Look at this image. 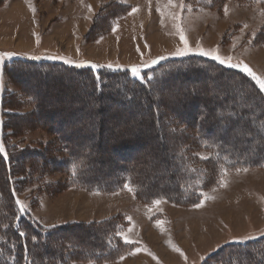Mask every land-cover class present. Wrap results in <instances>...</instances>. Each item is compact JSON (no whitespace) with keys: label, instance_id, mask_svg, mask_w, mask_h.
I'll use <instances>...</instances> for the list:
<instances>
[{"label":"rangeland","instance_id":"rangeland-1","mask_svg":"<svg viewBox=\"0 0 264 264\" xmlns=\"http://www.w3.org/2000/svg\"><path fill=\"white\" fill-rule=\"evenodd\" d=\"M133 8L137 11L132 12ZM181 30L193 49L183 56L199 54L195 51L198 47L215 50L232 63L243 61L264 78V0H0V188L4 193L7 190L6 159H10V173L14 172L11 176L16 175L13 181L23 174L31 176L20 179L14 191L26 215L43 231L68 228L60 236L80 242L62 264H202L230 243L264 237V163L260 161L264 147L257 150L254 145L245 163L231 159L230 155H242L238 148L247 138L243 132L256 127V122L237 113L242 121L215 129L227 139L226 155L219 159L226 163L223 165L215 157L219 145L214 141L204 144L195 134L182 137L183 124L163 125L162 139L153 137L152 128L139 119L145 118L144 107L130 112L108 99L100 103L103 109L97 116L102 122L98 128L83 130L84 136L87 131L96 134L93 143L97 145L90 155L99 162L81 169L92 180L91 185L78 184L71 177L74 167L63 162L67 153H54L60 144L58 132L81 122L76 108H83L88 116L95 107L86 101L91 95L83 89L88 83L83 76L87 75L71 68L64 71L62 66L40 67L38 62L91 66L102 76L121 69L126 76L138 77L131 74L130 66L151 64L160 57L163 61L181 57L173 55L184 47ZM144 69L140 68V75L153 76ZM195 73L174 83L164 82L167 77L157 78L153 96L160 98L162 114L178 111L187 123L201 110L202 98L195 95L200 87L227 93L237 87L232 82L213 81L216 72L208 67L199 66ZM183 89L194 90L184 107L177 98ZM5 96H9L8 103L3 105ZM121 111L129 116L122 118ZM7 116L11 118L3 128ZM223 121H219L222 126ZM123 130L130 131L134 138L129 141L135 144L114 151L112 135ZM84 136L75 134L70 143L81 148L87 141ZM107 136L109 140L102 146ZM183 146L190 147L187 154L183 152L185 158L180 155ZM169 152L175 154L173 160ZM255 157L261 159L255 161ZM114 161L130 168L142 165L146 177L139 180L130 174L136 186L129 191L124 181L116 183L112 173L104 170ZM166 167L172 169L177 188L161 178ZM77 175L74 171V177ZM96 181L99 186H94ZM181 186L185 192L179 191ZM157 199L160 203L154 205ZM202 200V206H194ZM103 227H107L108 255L94 256L88 248L97 237L96 230ZM23 230L25 227L19 228L21 236ZM117 233H123L132 246ZM27 238L28 247H35L30 244L34 238ZM30 248H20L16 264H45ZM112 248L115 251H110ZM30 251L32 260L24 258Z\"/></svg>","mask_w":264,"mask_h":264},{"label":"trees","instance_id":"trees-1","mask_svg":"<svg viewBox=\"0 0 264 264\" xmlns=\"http://www.w3.org/2000/svg\"><path fill=\"white\" fill-rule=\"evenodd\" d=\"M22 61L27 62L25 60ZM46 62H50V64H47ZM28 63H31V65H37V62L33 61H30ZM38 64L40 67L41 65H46L47 67L62 66L64 71L71 68L74 72L87 75L83 76L84 80L88 82L84 83L86 86L83 84V89H85L88 94H91L89 99L87 98L86 101H89L91 106L95 107V112H91V115L87 116L86 114L84 115L83 108H76V113L80 114L81 116V122L77 124L78 126L70 127V130H66L65 128L61 132H58L60 144L58 146L59 148H57L56 150L58 152H54L56 153V155L60 150V153H63V151L65 152V154L67 153V158L63 159V162L67 167H74L72 175H70L74 180L78 182V184L86 182L91 185L92 180L87 178L85 172L81 173V169L85 168V166L87 168H92V166L95 167L97 162H99L98 160L93 161L90 155L92 151L91 148H93L94 145H97V143H93L96 139V134L87 131L85 133L86 136H84L83 130L85 132L87 128H98L97 126H99L102 121L101 119H98L99 117L97 115L100 110L102 111L103 108L102 104L100 103L104 102L105 99L113 100L115 106L118 108H125L129 110L133 108L134 110H138L141 107H144L146 109L145 118L139 119L144 124L146 123L149 127L152 128L151 136L153 137H159L162 139L163 136L160 129L163 125L171 126L173 124H183V126L185 125V127L180 129L179 131L182 137L186 135L188 139L189 134H195L197 138L202 140L204 144H208V142L214 141V143L219 145V149L216 150L217 153L215 154L216 159H218V164L220 162L219 165L226 164L219 159H223L224 155H226L224 153V146L225 144H227V139L224 138L223 135L216 132L215 129L226 127L225 125L230 123L242 121V119H239L235 113L240 115L241 118L245 117V119L251 120L253 123L256 122V127L248 128L246 131H244L243 134H245L247 138L239 143L238 150L240 151V153H242V155L246 156L242 157L241 155L239 158H235L230 155L231 159L238 160V162L240 163H245V158L247 160L250 159V153H252L251 148L254 147V145L258 146L259 149L257 148V150H260V148L262 149L264 147V117H262L264 115V91L260 90L256 82L248 77L246 73L242 72L241 69L221 65L218 61H215L207 56L193 54L188 56L173 57L164 61L160 60L157 64L151 65V67L144 69V72H152L153 76L149 77L145 76V74L140 75L139 77L126 76L124 71H122L121 69L112 70L111 73L107 74L108 76H102L103 74H101L100 70L96 71L91 66L67 67L66 65L63 66V64L59 62L49 60L40 63L38 62ZM199 66H205L212 71H215L216 76H213L212 79L213 81H216V83H218V80L220 79V84L229 85V82H232L233 86L237 87H234L233 90H230L233 93H227L226 90L219 92L216 89L210 90L206 87H200V89L195 92V95H198L202 98L200 104L201 110L195 112L193 115V117H195L192 119L190 118L187 123L184 122L185 119L178 111H172L171 113L163 112L162 114L158 108V104L161 102V100L160 98L156 97V99L153 96V86L157 78L162 77V80H164L163 78L167 77L169 79H166L164 82L170 80L171 83L178 82L183 79L186 80L190 77L191 74H196L195 72H197ZM193 67H196L197 69H191ZM148 78H150V80ZM222 78L228 79L223 80ZM84 80L82 82H84ZM106 84H108V88ZM109 86H112L113 90ZM238 88L240 89L238 90ZM192 95L194 96V90L189 92L187 91V89H183V91L179 93V96L177 97L180 106L184 107L186 103L192 98ZM80 97L82 96L80 95ZM5 98L6 100L2 102L3 105H6L8 103L9 96H5ZM82 104L87 106V104L85 103ZM242 104L243 106H241ZM236 108H240L238 112L235 110ZM122 111L120 113L122 118H126L129 116V114H125ZM255 111H260L258 112L259 115L255 113ZM130 112H132V110ZM10 118L11 116H7L6 121L3 122V128L9 123L8 120H10ZM222 120H225L223 121V126L219 123V121ZM241 123L243 122H240V124L236 125L240 126ZM191 126L193 127L194 131L191 130ZM82 127H84V129ZM259 132H261L262 135ZM129 133V130H123L120 133L112 135V141L113 143H116L114 145L116 147L113 148L114 151H119L123 147L128 148L130 145L135 144V142L129 141V139L134 138V136ZM75 134H78L79 137L82 135L87 139V141L80 146L81 148L70 143V140L74 139ZM136 136L139 137L138 132H136ZM107 140H109L108 136L106 139H103L101 141L103 143L101 145L105 146L104 144L107 143ZM182 142L185 145V141H181V143ZM188 150H190L189 146H183L180 155H183L182 157L185 158L186 155H184V153L187 154ZM257 150L255 152H257ZM99 151L100 150L98 149L97 152L99 153ZM105 154H107V152ZM108 155H110L109 151ZM167 155L171 157V160L174 159V153L169 152L167 153ZM98 156L100 157V153L98 154ZM261 158L262 160L260 161L264 163V157ZM261 158L255 157V161H258ZM1 159L2 161H4L2 157ZM59 159L60 158H56V161ZM253 159L254 157L251 158V160ZM6 160L7 166L5 168L6 171L4 172V189L7 190H5L4 193L2 191V188H0V264L17 263V258L21 253L20 248H22L23 250L30 248V246L28 247L29 244L27 242V236H31V238H34V240L30 241V244L37 246L31 247L35 250L36 259H39L40 262L43 261L45 264H56L58 262H61L62 264L67 259V256L70 253L72 254L74 252V247H79L80 242H78V240L72 241L61 237L59 233H62L66 229H68L63 228V226L56 227L51 230H41L26 215L25 211L21 210V204L17 203L18 200L16 199L14 191L17 190L18 181L26 180L31 176L23 174L22 176H20V178H16V181H13L11 178L15 177L16 175L13 176L12 174L11 176V173L14 172L12 170L10 173V167L8 163L10 162V159ZM100 162L102 164H106L105 159H102ZM108 166L109 168L104 170H106L108 173H112V178L116 183H118L119 181H124V184H128L134 187L136 186V183H131L130 174L134 173V175H136L139 180L142 179V177H146V175L143 174L144 172L141 171L144 168L142 165H138L137 168H130L125 164H118L114 161ZM97 168L101 169V166L97 165ZM74 171H77V177H74ZM172 172V169L166 167L165 171H163L160 175L162 179L163 177H165L168 183H171L174 187L177 188V182L175 178L171 177V175L173 176ZM86 183L85 185H87ZM93 184L94 186H99L97 181L95 183L93 182ZM179 191L185 192L186 190L181 186L179 187ZM11 204L13 207L10 206ZM13 211L16 212L15 215H12ZM22 226L25 227V230H23V236H21V232L19 231V228H21ZM106 229L107 227H103L96 230L97 237L88 248V252H91V254H93L94 256H99L100 254H103L104 256L108 255L109 250L105 251L106 247H108V237L104 235L107 233ZM263 240L264 237H261L246 243H230L227 245V247L223 248L222 251H217L208 256L202 264H264ZM127 244L132 246V244ZM14 251L15 255H13L12 253ZM110 251H115V249L112 248ZM28 253L29 255H24V258L28 256V260H32V251Z\"/></svg>","mask_w":264,"mask_h":264},{"label":"snow or ice","instance_id":"snow-or-ice-1","mask_svg":"<svg viewBox=\"0 0 264 264\" xmlns=\"http://www.w3.org/2000/svg\"><path fill=\"white\" fill-rule=\"evenodd\" d=\"M89 10H91V7L89 6ZM137 9L136 8H133L132 9V12H136ZM113 30L115 31V28H113ZM180 34V39H181V42L184 44V47L183 48H180V49H177L176 52L173 53V55H176V56H183V55H186L188 52H191L193 51V49H191L188 44H187V40H186V37L183 33V31L181 30L179 32ZM195 51H197L200 55L202 56H207V57H211V59L215 60V61H218L219 64L221 65H226L228 67H231V68H237V69H241L242 72L246 73V75L248 77H250L252 80H254L256 82V84L259 86V89L260 90H264V78H262L261 76L257 75V73H255L246 63H244L243 61L241 62H237V63H232L231 61V58H222L219 54H217L215 52V50H205L203 48H197ZM55 58V57H53ZM164 59V57H160V58H157V59H153L151 61V64H148V63H144L142 65H132L130 66V72L132 75H135V76H140V68L141 67H144V68H149L151 67V65H155L159 62V60H162ZM108 67H112L111 64L107 65ZM117 67H119V65H117ZM150 80V78H148ZM0 151H2V147H0ZM202 159H207V157H201ZM246 171V169H245ZM221 183L223 184V181H221ZM125 189L129 190V191H132L133 189L131 188L130 185L128 184H125ZM204 194L201 192V196H203ZM17 203H21L19 201H17ZM154 205H158L160 203V200H153L152 202ZM202 203H203V200L201 201L200 204H196L194 205L195 207H200L202 206ZM21 210L23 211L24 210V206L23 204L21 203ZM159 223V222H158ZM23 235V233H22ZM117 235H120L124 238L125 242L126 243H131V241H129L127 239L126 236H123V233H117Z\"/></svg>","mask_w":264,"mask_h":264}]
</instances>
